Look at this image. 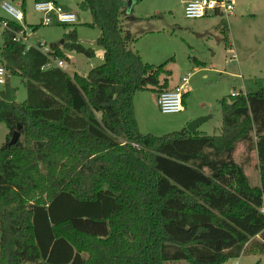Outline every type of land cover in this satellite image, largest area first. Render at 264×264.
I'll return each mask as SVG.
<instances>
[{
	"label": "trees",
	"instance_id": "trees-1",
	"mask_svg": "<svg viewBox=\"0 0 264 264\" xmlns=\"http://www.w3.org/2000/svg\"><path fill=\"white\" fill-rule=\"evenodd\" d=\"M127 2H80L104 50L87 75L46 66L51 55L70 61L67 51L96 56L76 27L48 55L13 40L21 23L3 31L2 65L27 97L0 98L9 129L0 146V264H225L256 236L264 252V87L222 99L219 134L142 132L135 93L159 95L173 72L131 46ZM254 150L260 185L244 170Z\"/></svg>",
	"mask_w": 264,
	"mask_h": 264
},
{
	"label": "rangeland",
	"instance_id": "rangeland-1",
	"mask_svg": "<svg viewBox=\"0 0 264 264\" xmlns=\"http://www.w3.org/2000/svg\"><path fill=\"white\" fill-rule=\"evenodd\" d=\"M3 1L0 0V17L9 18L1 7ZM6 1L22 10L25 16L22 23L30 43L60 42L66 32L76 27L79 40L85 46L102 50L96 44L101 30L88 25L92 15L80 8L82 0H59L78 17L74 24L65 25L42 24V14L34 8L35 0ZM130 9L131 18H127L124 25L136 37L131 46L147 62L159 64L169 61L167 67L173 71L172 84H182L183 78L191 75L187 85L191 90L185 87V109L179 113H163L155 91L139 90L135 93L136 119L142 132L164 135L187 128L190 121L206 116L208 118L197 127V131L219 134L222 130V99L229 100L235 91H254L264 86V0H236L235 9L228 16L195 19L185 16L183 0H132ZM34 25L38 28L35 29ZM3 44V29L0 28V50ZM67 52L71 60L66 62L65 70L70 75L75 72L87 75L104 60L101 52L94 57ZM0 64H3L1 55ZM7 84L16 90L17 102L26 99V87L19 75L8 72ZM5 86L0 85V90ZM186 115L192 119L185 123ZM8 132L6 124L0 123V146ZM236 157L242 162L245 152L238 150ZM246 164L251 185H259L256 158L251 157ZM259 239L258 236L253 238L239 257L225 264H264V252L255 246ZM164 264L191 263L182 260Z\"/></svg>",
	"mask_w": 264,
	"mask_h": 264
},
{
	"label": "built area",
	"instance_id": "built-area-1",
	"mask_svg": "<svg viewBox=\"0 0 264 264\" xmlns=\"http://www.w3.org/2000/svg\"><path fill=\"white\" fill-rule=\"evenodd\" d=\"M236 5V0H188L184 3V13L187 18H203L213 15L228 16L233 13ZM2 9L9 15V18H0V28L4 30H9L10 20L17 21L23 25V30L16 31L13 34V40L17 42H25L28 47L37 46L45 54L48 55L50 45L45 43H30L27 34L25 33L24 24L22 21L25 16L21 9L12 5L8 1L4 0L1 4ZM34 8L37 12L42 14V24L51 25L53 23L57 24H74L77 22L78 17L76 13L69 8L65 7L63 4L55 0H35ZM50 63L46 65L50 67L55 64L61 68H64L66 61L62 59H57L52 55L49 56ZM8 70L2 64H0V85L7 84ZM188 77L183 78V83L174 86L173 88H168L159 93L157 102L160 110L163 113H179L184 109L183 96L185 94V86L188 83ZM238 94L235 91L233 95ZM264 212V209H262Z\"/></svg>",
	"mask_w": 264,
	"mask_h": 264
},
{
	"label": "water",
	"instance_id": "water-1",
	"mask_svg": "<svg viewBox=\"0 0 264 264\" xmlns=\"http://www.w3.org/2000/svg\"><path fill=\"white\" fill-rule=\"evenodd\" d=\"M131 1L132 0L128 1V7H131V4H132ZM60 42L63 43L64 39H62ZM0 98L6 100L8 102H15V101H17L16 90L14 88H12L11 86H9L8 84H6L5 88L0 91ZM207 118L208 117H206V116H199V117L195 118L194 120L189 122L187 129L190 132H195L197 130V127L199 125H201L202 122L205 121ZM19 137H20V131L18 129H16L12 134L10 143H12V144L16 143L18 141Z\"/></svg>",
	"mask_w": 264,
	"mask_h": 264
},
{
	"label": "crops",
	"instance_id": "crops-1",
	"mask_svg": "<svg viewBox=\"0 0 264 264\" xmlns=\"http://www.w3.org/2000/svg\"><path fill=\"white\" fill-rule=\"evenodd\" d=\"M55 1H57V2H59L60 3V1L59 0H55ZM129 1V0H128ZM186 1H188V0H183V2L185 3ZM132 2V1H131ZM61 4H63L65 7H69V6H67L65 3H61ZM127 4H128V2H127ZM128 12L129 13H131V9H130V7H128ZM101 34V33H100ZM98 38V37H97ZM99 47H101V46H99ZM102 48V47H101ZM96 49V55L98 54V52H101V56L104 58V50H103V48H102V50L101 51H98V48L96 47L95 48ZM68 53V52H67ZM69 57H70V55H69ZM70 60H71V58H70ZM67 62V61H66ZM63 69H65V67L63 68ZM195 69L196 70H198L199 68H197V67H195ZM173 72V71H172ZM190 74H189V78H190ZM188 81H189V79H188ZM176 85H179V83L178 84H172V82H171V76H170V79H169V88H173L174 86H176ZM187 85H188V83H187ZM187 85L185 86V87H187ZM261 87H264V86H261ZM191 87L190 86H188L187 87V90H191L190 89ZM1 91V90H0ZM246 92H248V91H246ZM186 94V93H185ZM157 98H158V94H157ZM158 103V102H157ZM184 109H185V106H184ZM183 109V110H184ZM136 114V113H135ZM199 115H202V114H199ZM137 116V115H136ZM138 119V118H137ZM184 119V118H183ZM190 119H192V117L191 116H188V115H186L185 116V119H184V122L186 123V122H188ZM138 121V120H137ZM140 124V123H139ZM140 128V127H139ZM141 130V129H140ZM9 133V132H8ZM8 135V134H7ZM7 135H6V138H7ZM243 144H241L238 148H237V150H236V152H235V154H234V157H235V159H236V161H238V162H240V159H237V157H236V155H237V153H238V150H242V152L244 151V149H243ZM251 157H252V159L253 158H256V167H257V171H258V173H259V169H258V155H257V150H254L253 152H252V154H251ZM246 166V167H245ZM247 164H245L244 165V170H245V172H246V174L248 175V173H247ZM259 175H260V173H259ZM260 183H261V180H260ZM260 185V184H259Z\"/></svg>",
	"mask_w": 264,
	"mask_h": 264
}]
</instances>
